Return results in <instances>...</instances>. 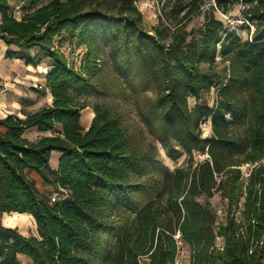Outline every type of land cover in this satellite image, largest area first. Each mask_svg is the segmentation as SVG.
<instances>
[{
    "label": "trees",
    "instance_id": "1",
    "mask_svg": "<svg viewBox=\"0 0 264 264\" xmlns=\"http://www.w3.org/2000/svg\"><path fill=\"white\" fill-rule=\"evenodd\" d=\"M45 1L0 0L6 58L35 68L50 60L43 88L53 98L25 118L0 119V213L28 214L38 231L0 225V264H18V255L33 264H176L177 234L190 264H264V0H214L223 14L246 5L244 20L255 25L246 40L215 6L198 35L165 24L150 35L135 0ZM63 32L88 46L85 75L55 48ZM104 50L111 72L138 94L149 133L171 158L188 155L187 166L171 172L154 143L135 145L111 106L94 105L92 124L82 127L89 105L80 97L111 94L95 82ZM33 128L52 135L31 141L24 134ZM52 152L61 154L58 170ZM28 171L66 197L52 203ZM217 193L222 217L210 202Z\"/></svg>",
    "mask_w": 264,
    "mask_h": 264
},
{
    "label": "rangeland",
    "instance_id": "2",
    "mask_svg": "<svg viewBox=\"0 0 264 264\" xmlns=\"http://www.w3.org/2000/svg\"><path fill=\"white\" fill-rule=\"evenodd\" d=\"M51 0H46L45 3ZM109 4L111 1L106 0ZM44 3V4H45ZM214 0H135V4L143 16V29L146 33L153 35V28L160 26V24H165L172 32L176 29L183 28L187 32H192V34H200L199 31L202 29L205 21L206 12L210 11L212 6H215ZM246 7L244 3H236V5L229 7V12L223 14L221 10L215 8L216 17L225 22V26L230 27V30H236L238 34L243 39H248L252 37V27L253 22L244 20L243 10ZM15 16L19 19L21 13L19 11L15 12ZM232 22V23H231ZM2 41V40H1ZM0 41V42H1ZM54 46L56 49L64 55L67 60H69L70 66L74 67L76 71L85 75V69L87 65V54L88 46L80 43V38L78 35L71 36L67 32H63L54 39ZM14 49V47H13ZM4 52V46L2 42L0 43V117L7 115L8 113L15 112L17 110L18 103L20 102V96H26L28 94L22 93L21 90L25 86L22 79L26 78L27 74L20 72L19 67L12 60L6 58ZM36 51H33L35 54ZM100 59L96 60L97 75L95 77V82L97 84H103L108 88L111 94L106 96H101L99 94H93L88 96L80 97L81 100H85L91 111L94 112L93 106L96 104L111 106L113 109L121 114L123 123L127 127L129 134L131 135L132 142L140 148H146L148 145L153 144L156 146L158 159L162 165L171 172L178 167L187 166V161L189 156L184 154L179 158H171L167 151L162 147L161 143L157 142L155 138L149 133L146 125L141 121V118L137 114L136 102L139 99L138 94L133 92L129 80L126 81L124 77H118L111 72V65L108 63L109 54L107 50L101 53ZM219 59V58H218ZM50 60L44 58L39 67L35 68L34 74L35 79L28 77L26 80L38 81L45 77V74L50 69ZM38 77V79H37ZM28 86V85H27ZM42 90V89H41ZM41 91L39 94L43 97V102L45 101V93ZM113 92H118L117 95H112ZM23 94V95H22ZM149 96L152 94L147 93ZM215 93L211 91L208 95L209 103L212 105ZM195 104L194 99H189L190 107ZM23 105V103H22ZM95 115V113H94ZM84 125L87 124L84 117L81 118ZM82 123V124H83ZM81 124V125H82ZM210 122L202 126L203 136L207 137L211 135ZM196 158L202 159L204 156L199 153H195ZM243 171L247 174L249 171V166H244ZM58 190L54 188L50 196L57 192ZM61 193L60 191H58ZM202 202L204 199L201 200ZM214 210L217 211L220 217L223 216L224 207L226 201L222 199L221 193H217L210 200ZM24 215H18L16 213L10 214H0V224L12 229H17L20 233H25L37 236V229L32 223V218L30 215L26 220ZM124 216L119 214L116 216L117 221H121ZM21 233V234H22ZM23 235V234H22ZM224 245V240L222 238L217 239V247L222 248ZM191 253L189 247L184 243L180 246L178 250V255L176 258V264H190Z\"/></svg>",
    "mask_w": 264,
    "mask_h": 264
},
{
    "label": "crops",
    "instance_id": "3",
    "mask_svg": "<svg viewBox=\"0 0 264 264\" xmlns=\"http://www.w3.org/2000/svg\"><path fill=\"white\" fill-rule=\"evenodd\" d=\"M3 46H4V52L7 51V46L5 45V43L3 41H1ZM0 42V43H1ZM6 54V53H5ZM8 60H12L14 61V63H16V65L19 67L20 72H23V74H27L26 78L22 79V82L24 83V87L21 90V92L24 94H28L25 98V96H20V102L18 103L19 106H17V110L15 112H11L8 113L7 115H4L2 117H0V119H4L6 118L8 115H15L18 116L20 118H25L28 114H32L35 113L45 107L51 106L53 103V98L49 92V90H45L43 91L45 93V101L43 102V97H41L39 94H41V91L44 90V79L41 80L38 79V81H34V80H26L28 79V77H32L35 79V67L31 66V65H27L25 63L24 60L21 59H8ZM50 70V69H49ZM28 85V86H27ZM41 88V89H39ZM23 95V94H22ZM23 103V105H22ZM84 117L87 124L84 125V123L82 124V127L86 130H88V128L90 127V125L92 124V120L94 118V112L91 111L90 107H87L86 109H84L81 112V118ZM82 121V119H81ZM52 133L51 132H39L37 129L33 128V129H29L25 132L24 136L31 140H37L39 138H42L44 136H51ZM61 158V154H59V152H52L51 154V159H50V165L51 168L54 170H58L59 167V160ZM28 176L29 178L36 184V188L39 191V193L43 196L46 197H50V193L51 191L55 188L52 184L45 182V180L35 171H28ZM0 214H7V213H0ZM18 214V213H16ZM11 215V214H10ZM18 215H24L22 217H26L25 219L27 220L29 218V216H27V214H18ZM32 217V216H31ZM32 223L35 225V229H36V224L35 221L32 218ZM1 225V224H0ZM8 227H14L15 226H8ZM22 233V232H21ZM24 236H30L22 233ZM35 236V234H34ZM18 264H33L31 259L28 258L25 255H18Z\"/></svg>",
    "mask_w": 264,
    "mask_h": 264
},
{
    "label": "built area",
    "instance_id": "4",
    "mask_svg": "<svg viewBox=\"0 0 264 264\" xmlns=\"http://www.w3.org/2000/svg\"><path fill=\"white\" fill-rule=\"evenodd\" d=\"M232 23V22H231ZM251 27H252V34L254 33V31H255V25L253 24H251ZM205 157V156H204ZM62 197L63 198H65L66 196L65 195H61V193H59L58 191L57 192H54L51 196H50V201L52 202V203H54V202H56V201H59V200H61L62 199ZM180 234H177L176 235V240H177V244H178V247L180 248V246H182V244H183V242H182V240L180 239Z\"/></svg>",
    "mask_w": 264,
    "mask_h": 264
}]
</instances>
